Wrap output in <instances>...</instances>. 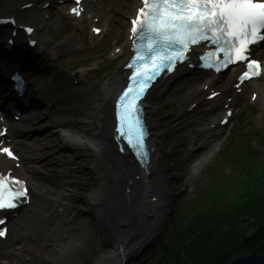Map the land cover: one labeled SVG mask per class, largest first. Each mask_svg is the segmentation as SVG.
Instances as JSON below:
<instances>
[{"label": "rangeland", "instance_id": "374dc122", "mask_svg": "<svg viewBox=\"0 0 264 264\" xmlns=\"http://www.w3.org/2000/svg\"><path fill=\"white\" fill-rule=\"evenodd\" d=\"M42 2L43 0L40 3ZM135 2V0L117 1L116 10L111 14L114 26L112 33L108 32L104 38L94 41L89 38L87 22L69 20L61 12L62 10L55 7L48 10L51 19L43 22L42 29H37L36 37L40 46L31 53L33 56L42 57L35 60L38 70L34 75L35 83L51 88L61 75H68L69 71L77 72V69L84 67V75L91 74V77L83 80L81 78L82 83L78 89H75V93L87 88V83L94 82L97 85L95 95L87 97L82 103L101 102L104 84L112 79L125 56L121 54L111 58L109 52L112 51L114 42L118 41V38L120 42L125 39L127 19L132 14ZM38 17L42 18V13H38ZM20 20L28 23L32 21V17L26 13ZM75 36L79 37L82 45H75L70 41ZM111 36H114L113 39ZM43 41L51 45L52 50L48 53L50 59L40 54ZM61 45L64 46L60 48ZM3 62L6 64V58ZM231 81L229 73L220 76L218 86L229 85ZM182 82L174 81L173 85L163 92L154 94L152 100L147 99V102H151L154 112L153 118L159 134L158 141L165 152V163L170 169V176L177 177L180 183L170 178L171 199L167 220L160 228L153 222L150 223L154 230L153 234H147L140 240L137 246L139 251L131 255L128 264H157L158 261H162L165 250L176 247L180 239L178 248L185 249L192 242L193 237H197L198 229L191 230L198 225L202 231H205L224 223L219 227L222 231L216 236L218 238L221 233L226 232L224 235L226 240L222 247L226 251L231 244L240 243L243 237L252 235L260 226L258 217L255 216L258 214L257 211L264 216V172L259 171V174L263 175L261 180L258 178L257 186L250 189L252 184L249 185L251 179H257L252 174V170L255 169L253 166L263 165L264 168V101L260 99V94L254 103H250L249 94L253 89L252 85L243 89L236 102L235 116L231 120L229 129L224 133V141L220 146L213 144L212 151L210 149L207 151L211 154L205 164L192 168L197 157L202 156L204 151L199 149L201 145L198 141L199 127L194 125L191 119L181 116L185 107L191 103L190 100L176 93L177 86H181ZM257 83L261 84L260 92L264 96V79ZM68 102L69 98L63 99L59 103V108L64 107ZM146 103H144L145 108ZM41 111L43 116L32 126V129L37 128L35 130L38 131L32 132L31 136L27 137V140L32 142L28 150L35 155L31 165L33 169L29 173L30 181L35 187L31 211L40 209V219L32 212L20 211L17 217L9 222V236L4 242L5 250L0 254L7 252L10 257L7 256L3 260V256L0 255V264H96L103 254L115 250L116 239L106 231L102 220L100 218L97 220L93 212L87 211L86 215H81V212L73 206L72 199L73 195H77L83 204H90L88 195L96 190L97 184L92 166L93 159L86 153L75 155L60 147L55 137L47 134L56 117L51 114L55 110L46 111L41 107ZM25 124L30 122L26 120ZM77 128L83 136L93 135L88 128L81 126ZM244 134L247 137L244 138ZM195 142L199 144L198 148L194 147ZM230 148H235L232 151L235 155L243 154L246 149L255 150L257 154L253 156L251 153H246L242 158L237 156V161L233 165L235 161L229 155ZM239 149L242 150L238 153ZM235 178L241 179L237 185L232 184V179L235 181ZM207 191L211 192L207 193ZM63 205L67 207L63 208ZM32 218L36 219V226L31 224ZM83 218L88 221L92 232L91 239L74 257L69 256L61 262L58 261L66 250L67 238L73 236ZM231 219L232 222L229 224ZM57 222H60V229ZM29 231L33 241L25 236ZM208 233L211 235L214 232L210 230ZM16 247L19 249L15 250ZM212 249L210 244H204L194 251L196 254L200 253L198 260L181 264H207L216 258L217 252ZM242 256L245 255L240 253L231 260Z\"/></svg>", "mask_w": 264, "mask_h": 264}, {"label": "bare ground", "instance_id": "6f19581e", "mask_svg": "<svg viewBox=\"0 0 264 264\" xmlns=\"http://www.w3.org/2000/svg\"><path fill=\"white\" fill-rule=\"evenodd\" d=\"M99 1L107 4L106 13H110L116 4V0ZM35 2H38V0H1L2 8L0 9V13L10 14L15 16L16 20H19L18 17L22 16L25 13L24 11H26L32 17V22L36 27L43 28L44 21L38 17V13H43V8L37 9ZM45 2H49V5H51L49 0H45ZM96 3L94 0H87L85 2L84 13L91 16L95 15L93 11ZM23 7L27 8V10L23 9ZM111 21L112 18L110 21H106L105 17L99 16L98 18V22H101L102 27L110 28ZM70 41L75 43V45H82L77 36ZM42 46L43 53L41 51L40 54L48 58V53L52 50L51 45L43 41ZM63 46L61 45L60 48ZM37 58L42 59L40 56H37ZM122 66L123 64L117 69L112 79L104 84L101 91L103 95L101 102L82 103L87 97L95 95L96 83H88L87 88L81 91L78 90L75 93V89L80 87L81 77L76 76L72 78L61 75L56 84L50 90L43 93L41 96L43 102H31V105L26 110V113L30 112L27 119L30 124L10 125V134L13 139L20 141L22 148L26 149V144H24L25 142L22 138H24L25 134L31 136L30 133L38 131L35 130L37 128L32 129V126L43 116L40 108L44 107L51 111L55 110L51 114L56 117L47 134L54 136L60 147L69 153L75 155L86 153L92 157V166L97 184L96 190L88 195L90 204H83L77 195H73L72 199L74 200L73 206L81 212V215H86L87 211L95 210L102 220V224L105 225L106 231L116 239L114 244L115 250L103 254L96 261V264H118L123 255V258H125L127 255H132L139 251L137 246L140 240L147 234H153L154 232L150 223L153 222L155 226L162 227L170 211L171 191L169 180L172 177L170 176V169L165 163V152L158 141L159 134L153 118L154 112L151 102L145 101V103L147 102L146 112L149 117L148 126L151 134L148 141L152 147V151L150 153L151 158L144 168H139L136 164L127 163L121 156L115 153L114 147L109 143V136L113 130L110 113L112 111L111 105L118 88L125 79V75L121 69ZM177 73V76L180 78L187 77L183 84H181L178 93L196 105V110L193 109L190 113L185 109L181 116L190 118L194 125L200 126L203 117L214 118V115L220 112L221 100L224 97L236 96L229 86L223 85L215 89L219 92L218 99L206 101L201 96L217 85L218 79L216 76L198 71H188L186 68H182ZM90 77L88 76L87 78L89 79ZM68 78L74 80V83L70 82ZM156 85H159L160 88L154 94H159L163 89L161 79L156 82ZM253 87L259 90L260 85L253 84ZM154 94L150 96L151 100ZM65 98H69V102L64 107L59 108V103ZM260 99L264 101L262 93H260ZM47 109L46 111H48ZM197 110H201L202 113H199ZM207 124L199 128L200 131L201 129L203 130L200 133L201 137L212 140L217 139L220 129L212 127L214 125L213 119ZM80 126L90 129L93 135L89 137L81 135L77 128ZM23 160L25 164L21 165L18 173L25 179L29 176L31 168L28 166L33 165L31 162L34 160V155L29 151H24ZM0 170H11L14 172L12 166L7 164L1 157ZM174 178H172L174 182L180 183L177 177ZM28 184V186L33 188L31 199L34 200L35 187L31 182ZM152 198L156 200L154 202L148 201ZM29 209L33 210L32 206ZM40 213V209L33 211V215L38 218ZM35 220V218L31 219L32 222ZM60 228L61 226L58 229ZM91 237L92 232L88 221L83 218L73 236L67 238V244H65L66 250L65 252L63 251L64 253L61 254L58 261L61 262L69 258V256L74 257L80 251V248L83 249L86 246ZM2 256L5 255L2 254Z\"/></svg>", "mask_w": 264, "mask_h": 264}, {"label": "snow or ice", "instance_id": "6c2138e0", "mask_svg": "<svg viewBox=\"0 0 264 264\" xmlns=\"http://www.w3.org/2000/svg\"><path fill=\"white\" fill-rule=\"evenodd\" d=\"M74 3L76 6L71 13L80 16L82 0H74ZM142 5L131 21L132 55L127 67L132 72L115 106L116 131L135 150L138 158L148 154L140 101L162 72H172L178 63L189 62L188 54L193 46L202 45V42L215 46L214 51L200 57L204 67L220 71L230 64L246 65L247 70L239 76L241 83L264 71L260 63L250 59V46L264 41V0H142ZM26 30L32 32L31 27ZM92 31L99 33L100 29ZM220 53L222 59H213ZM218 95L212 93L213 97ZM221 123L227 121L221 120ZM3 135L0 131V136ZM0 154L12 161L18 159L9 147H0ZM29 194L24 181L0 174V213L27 203ZM5 224L6 219L0 216V225ZM6 234L7 228L0 227V238Z\"/></svg>", "mask_w": 264, "mask_h": 264}, {"label": "trees", "instance_id": "16d2710c", "mask_svg": "<svg viewBox=\"0 0 264 264\" xmlns=\"http://www.w3.org/2000/svg\"><path fill=\"white\" fill-rule=\"evenodd\" d=\"M247 153H251L250 150L246 151ZM246 153H243V155H245ZM243 155H240L241 157H243ZM252 155H254V153L252 152ZM241 166V165H240ZM259 169L258 171L256 169ZM262 170V172L264 171L263 167H256L255 169L252 170V174L254 175L255 178L257 179H251V182L249 183L252 184L250 185V189H252L253 187L257 186L259 182H257L258 178H259V171ZM239 182H241V179L239 178L238 180ZM254 183V184H253ZM233 185H236L235 182H232ZM235 187V186H233ZM208 198V197H206ZM257 215H255L256 217H258V220L260 222V226H258L254 233L248 237H243L240 240V243H233L231 244L226 251H224V240H226V238L224 237L225 233L223 234L221 233L220 237L217 238L216 234H218L220 231L219 227H221V225H224V223L222 224H217L215 227L209 229V230H205L202 231L200 225L196 226L195 228H193L191 231H197V237H193L192 242L185 248V249H180L178 248L180 246L181 243V239L178 242V244L176 245V247L174 246L173 249H168L165 250V255L162 259V261H158L157 264H181L183 262H194L196 260H198L200 253L196 254V252H194L197 248H201L202 245L204 244H210V246H212V250L215 251L216 258H214L212 261H209L207 264H225L227 262H229L233 256L238 255V254H242V255H263L264 254V216L262 215V213H260V211H257ZM232 219L229 220V224H231ZM258 224V223H257ZM192 228V227H190ZM216 228V229H214ZM211 230V232H214L212 237L211 235H208L209 231ZM218 230V231H217ZM240 235V234H239ZM217 238V239H216ZM216 239V240H215ZM204 244H203V243Z\"/></svg>", "mask_w": 264, "mask_h": 264}, {"label": "water", "instance_id": "95a60500", "mask_svg": "<svg viewBox=\"0 0 264 264\" xmlns=\"http://www.w3.org/2000/svg\"><path fill=\"white\" fill-rule=\"evenodd\" d=\"M124 158H128L131 161H134L133 157L128 152L125 153ZM123 256L119 264H128L132 258L131 255H127L125 258H123ZM226 264H264V254L263 255H245L242 257L235 258Z\"/></svg>", "mask_w": 264, "mask_h": 264}]
</instances>
